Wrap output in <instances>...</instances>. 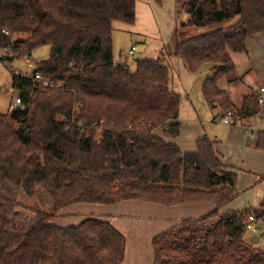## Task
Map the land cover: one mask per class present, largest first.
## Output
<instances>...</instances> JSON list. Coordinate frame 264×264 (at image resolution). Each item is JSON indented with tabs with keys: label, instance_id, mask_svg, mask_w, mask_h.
I'll return each instance as SVG.
<instances>
[{
	"label": "trees",
	"instance_id": "trees-1",
	"mask_svg": "<svg viewBox=\"0 0 264 264\" xmlns=\"http://www.w3.org/2000/svg\"><path fill=\"white\" fill-rule=\"evenodd\" d=\"M176 3L191 19L177 24L173 51L137 60L133 71L116 65L113 33L115 23L135 25L137 0H0V49L10 48L3 62L50 47L30 76L13 74L22 104L0 114V264H123L127 238L109 220L54 221L75 204L130 200L214 206L155 236L153 264H264V251L246 241L250 211H224L238 197L237 175L216 142L204 137L184 153L167 141L180 135L182 96L165 59L192 75L208 66L203 98L232 112V124L256 116L260 95L237 107L219 81H237L233 55L247 54V41L264 34V0ZM38 74L61 89L36 84ZM258 147L264 150V132ZM26 198L38 205L24 206Z\"/></svg>",
	"mask_w": 264,
	"mask_h": 264
},
{
	"label": "crops",
	"instance_id": "crops-1",
	"mask_svg": "<svg viewBox=\"0 0 264 264\" xmlns=\"http://www.w3.org/2000/svg\"><path fill=\"white\" fill-rule=\"evenodd\" d=\"M156 2L163 3L166 2V0H146L145 3H141L144 7L140 10H138L137 0L135 25L114 24L113 40L115 48L118 45L119 39L115 34L120 33L122 38L132 43H134V41H141L146 45L147 52H156L158 54L157 59H160V56L166 57V54L169 52L167 45L168 42L171 43L173 41L172 39L177 24L187 22L189 16L186 14L180 16L178 10L176 11L177 7L176 9L173 8V11L167 9L166 12H164L162 4H157ZM136 50L137 48L133 46L131 53ZM235 55L240 54H234L233 58ZM114 57L117 63H121L120 56L116 58L114 53ZM167 59L168 61L170 60L169 62L171 67L173 66V69L179 63V60L174 58ZM234 60L237 65L236 73L241 75L238 76L241 77V79L232 82L227 91L230 93L233 103L237 107H240L245 96L251 94L260 95V90L264 88V34H260L248 40L247 54H243V57H239L238 59L234 58ZM189 80V87H191L193 78L190 77ZM201 87L202 85L197 88L195 95H193V93L187 94V96L191 95L193 100L189 107H184V111L181 106L179 120L181 125L180 135L176 139L167 141L175 144L184 153H194L197 150V141L204 137H208L216 142V151L220 160L227 167L229 172L237 175L238 197L227 205L224 211L249 210L251 213L250 216L254 217V224L257 227V233L251 234V237L259 238V242L254 243L264 251V150H260L258 147L259 134L264 132V107L259 114L252 118L243 120L237 124H224L222 119L225 113L221 112L219 108L215 110L212 109L215 113L207 118L206 107H210L203 98ZM240 89L241 91H239ZM237 91H239V95ZM202 113H204L205 122L215 126V132L212 131V133L215 134L210 135L205 131L204 122L201 120ZM153 134L158 138H164V133L161 129H155ZM125 202L110 207L105 205H92L88 210L89 213H87L85 217L87 215H95L98 218L109 220L111 223L112 219H116L114 225H117L118 229H122L121 231L128 232V225H126L127 221L125 222L122 220L121 224H119L120 221L118 220L121 219L116 218L118 215H114L112 212L108 211L109 208H117L116 206ZM136 202L139 208L146 211L147 215L155 220V222H152L149 226L158 231H161L159 230V224H162L161 219H196L204 216L214 208L212 204L162 206L138 200H136ZM75 205L62 209L58 213V219L55 220L57 225L67 227L77 225L83 220L79 219V222L74 224L63 221L71 215L68 212L72 209H68ZM129 222L131 226L135 225L133 222ZM177 223L178 221L170 223L164 226L163 229L167 231ZM157 233L159 232L153 231L148 236L146 245L149 250L151 237ZM145 250L147 252L146 248ZM130 258L132 257L130 256ZM124 262L126 261L124 260ZM138 262L141 261L138 260ZM147 264H151V260Z\"/></svg>",
	"mask_w": 264,
	"mask_h": 264
},
{
	"label": "rangeland",
	"instance_id": "rangeland-1",
	"mask_svg": "<svg viewBox=\"0 0 264 264\" xmlns=\"http://www.w3.org/2000/svg\"><path fill=\"white\" fill-rule=\"evenodd\" d=\"M145 2L146 0H138V10L144 7L141 3H145ZM176 2L177 0H166V2H163V3H158V2L156 3L162 4V6L164 7L163 11L166 12L167 9H169L170 11H173V8L176 9L177 7ZM183 14L185 13H183L182 11L181 14L179 15L181 16ZM188 16H189V19H191V16L190 15ZM187 22H184V23L186 24ZM120 35H121L120 33L115 34V36L118 37L119 39H118V45L116 46V48L114 45V53L116 55V58H118L119 56L121 57V60H120L121 62L123 63L127 62L131 70L133 71L135 70L137 60H157L158 54L156 52H147L146 45H144L141 41H134V43H132L122 38V36ZM16 38H18V36H12V39H16ZM172 40L173 41L171 43L168 42V45H167V49L169 50V52L172 51V49L174 48V39ZM113 44H114V40H113ZM133 46L137 48V50L131 53ZM3 51L4 50L0 49V114H8L9 113L8 110H9L10 105L12 104V101L18 96V93L14 91V89L12 88V78H13V74L15 75V73L13 72L17 71L21 74L30 76L36 70L38 64H40L41 62L49 58L50 47L48 46L42 47L32 52L31 55L25 56V57H28V59L32 63L31 68L25 62L24 60L25 57L19 60H15L12 64L8 62H3L4 60V58L2 57ZM239 57H243V54L235 55L234 58L238 59ZM165 59L168 63V59L167 58ZM209 69L210 68L206 66L204 67L202 74H197V75L192 76L185 70L183 63L180 61L174 67V69H173V66L170 67L171 86L175 92H178L182 96L181 106L183 108V111H184V107L186 108L189 107L191 105V101L193 100L192 96L191 95L187 96V94L193 93V95H195V91L197 90V88H199L200 85L204 83V81H206L208 78H211L213 76V73H210L211 71H209ZM238 76H241V75H239L238 73H235V75L231 77V80H235L238 78L237 81H239L241 77H238ZM190 77L193 78L192 80L193 84L191 85V87H189ZM233 82H236V80ZM231 83L232 82L230 83L228 82L227 78H223L222 80L219 81V87L223 90H229V86L231 85ZM239 91H241V89ZM239 91H237L238 95L240 94ZM214 113L215 111H213L211 108L206 107L207 118H209ZM201 120L202 122H204L205 131L210 135L215 134V133H212V131L215 132V128H214L215 126H212L211 123L205 122L206 119H205L204 113L201 114ZM22 196L23 198L25 197L24 195ZM21 202L24 206H29V207H34L35 205H38L36 200H32L29 198L22 199ZM139 203H144V202H139ZM90 207H92V205L84 204V203H80L78 205L70 207L68 210L70 209L72 210L68 213L71 215H69L63 221H67V222H70V224H74L76 222H79V219H85L88 217L98 218L95 215H87L85 217V215L89 213L88 210ZM116 207L117 208H114V209L109 208L108 211L112 212L114 215H118V217L116 218L121 219V220H118L120 221L119 224H121V221L123 220L125 222L127 221L126 225H128L127 226L128 232L121 231L122 229L120 230L117 228V225H114V223H116L115 222L116 219L111 220L113 225L118 230H120V232L123 233L127 238V251H126V258H125L126 262H124V264H147L150 260H151V264H153V250L151 246L152 239L155 236L165 232V229H163L164 226H167L173 222H177V221L180 222L182 220H185V218L184 219L176 218L174 220H169V219L165 220V219L160 218L162 221V224H159V230L161 231H158L157 229H153L149 226L152 222H155V220H153V218L151 219V217L147 215L146 211L138 207L136 200L127 201ZM23 213L28 217L30 216L33 217V214L30 211L26 210V211H23ZM129 221L133 222L135 225L131 226L129 224L130 223ZM153 231H156L159 233L154 234L151 237L150 246H149L150 250H149L146 243H147L149 234ZM256 233L249 232L246 236V241L248 243L255 244L252 241L251 234L253 235ZM145 248L147 249V252ZM130 256L132 258H130ZM138 260H140L141 262H138Z\"/></svg>",
	"mask_w": 264,
	"mask_h": 264
},
{
	"label": "built area",
	"instance_id": "built-area-1",
	"mask_svg": "<svg viewBox=\"0 0 264 264\" xmlns=\"http://www.w3.org/2000/svg\"><path fill=\"white\" fill-rule=\"evenodd\" d=\"M4 34L8 37H10V33L8 31H3ZM10 53V48L4 49L3 51V58L7 57ZM25 62L28 64V66L31 68L32 67V63L30 62V60L28 59V57H25ZM13 73H15V75L17 76H26L25 74H21L17 71H14ZM35 83L41 85L43 88L45 89H54V90H59L61 89V85L57 84V83H52L50 82L48 79H45L44 77H42L40 74L35 76ZM258 102L260 104L261 107H264V88H262L260 90V96L258 98ZM22 104V100L19 96H17L13 101L12 104L9 107V112L12 113L16 108L20 107ZM233 114L232 112H227L225 113L222 122L224 124H232L233 123ZM255 220L253 216H250L246 225V229L248 232H252V233H256L257 232V227L254 224Z\"/></svg>",
	"mask_w": 264,
	"mask_h": 264
},
{
	"label": "water",
	"instance_id": "water-1",
	"mask_svg": "<svg viewBox=\"0 0 264 264\" xmlns=\"http://www.w3.org/2000/svg\"><path fill=\"white\" fill-rule=\"evenodd\" d=\"M117 66H120V63H116ZM252 241L255 243L259 242V238L258 237H252Z\"/></svg>",
	"mask_w": 264,
	"mask_h": 264
}]
</instances>
